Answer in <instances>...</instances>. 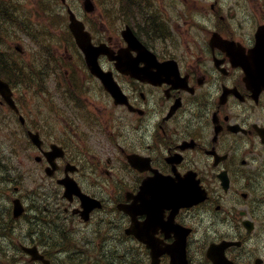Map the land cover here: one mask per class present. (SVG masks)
Masks as SVG:
<instances>
[{
  "label": "flooded vegetation",
  "instance_id": "obj_1",
  "mask_svg": "<svg viewBox=\"0 0 264 264\" xmlns=\"http://www.w3.org/2000/svg\"><path fill=\"white\" fill-rule=\"evenodd\" d=\"M164 1L162 15V5L137 0L135 15L156 14V21L150 16L146 26L137 21L123 24L154 55L149 58L134 47L127 49L121 36H105L107 27L101 22L95 28L90 25L93 45L105 43L115 55L123 50L127 67L140 70L127 74L99 57L100 66L118 85L115 102L88 75L79 55L76 64L84 69L77 70L85 74L80 83L85 92L82 110L66 117L59 108L65 128L43 141V150L55 143L65 156L47 178L43 173L50 170L43 151L37 150L32 169L40 175L41 187L27 196L21 185L10 183L0 199V226L17 224L20 232L30 226V240L15 245L35 246L50 264L62 261L55 255V241L70 240L73 234L102 243L105 264H178L174 260L179 255L183 264V253L186 264H264V89L249 87L237 65V54L253 47L254 32L235 37L224 29L222 17L215 25L207 18L212 27L203 29L187 12L183 16L179 0ZM225 41L235 45L231 49ZM65 76L70 77L68 70ZM67 83L72 94L80 92L79 84ZM58 98L59 107L74 111L71 97ZM95 146L94 152L83 149ZM67 165L81 191L103 204L86 222L76 211L80 200L63 197L60 182ZM113 180L116 187L111 188ZM186 180L192 192L188 206L180 190ZM145 181L147 188L141 189ZM14 198L25 208L18 219L12 213ZM26 261L42 264L29 257Z\"/></svg>",
  "mask_w": 264,
  "mask_h": 264
},
{
  "label": "rangeland",
  "instance_id": "obj_2",
  "mask_svg": "<svg viewBox=\"0 0 264 264\" xmlns=\"http://www.w3.org/2000/svg\"><path fill=\"white\" fill-rule=\"evenodd\" d=\"M16 1L19 5V11L17 12V14H24L26 18L38 19V22H35L33 27L30 29L28 36L18 33L19 42L21 43L25 51V56H23L20 60L26 63L28 61H32L33 59L36 60V57L39 56L40 59L43 60V62H46V59L44 58L49 56L47 52L54 51L55 47L60 46V54L63 56V62L69 63L71 57L75 56V54L74 51L69 48L66 40V21L63 12V17L58 14V8H60L57 3L58 0ZM136 1L137 0H94L99 11H107V13L103 15V18H100L102 20L103 26H106L109 29V31H107V28H105L103 33L105 36L115 35L119 37V31L122 28V20L126 21L128 24H135L136 21H139L144 26H146L147 23H150L152 21V18L154 21H156V16H158L156 14H150L146 17L135 15L134 10L136 9ZM179 1L183 6V10H181L183 16L185 17V13L187 12L199 27H202L203 29L211 28V21L208 22L206 19L211 18L212 22L215 25L216 23L220 22L219 19L220 17H222L224 22V29L229 30V32L234 34L235 37L239 36L242 33L248 34L252 32L256 28V26L263 23L264 21V9L262 8V5L258 0ZM150 2L152 5H155L157 7H160V5H162V15L166 13L164 11L163 4L166 1L150 0ZM67 3L78 16L82 17V14H84L81 5L82 0H67ZM211 6H213V10H211ZM98 9H96V12H98ZM151 10L152 12H154V7H152ZM54 11L57 12L53 13L52 17H49V13H52ZM212 13H215V16H212ZM228 15L230 17H228ZM150 16H152V18ZM131 17L132 19H130ZM60 33L63 35L61 37L63 40L61 43H59L56 36ZM182 33L183 30H180V34ZM144 36L145 34L140 35L143 40ZM52 38L54 39L52 40ZM37 45L39 47V52L45 53L44 57L41 54L39 55V52L37 53ZM64 47L67 48L66 52L64 51ZM24 78H26V76H24ZM22 84V90L20 91V93L16 92L15 99H17V104L24 109V113L28 114L30 122L32 124H36L35 114L45 113L46 110L47 113H52V109L51 107H46V109L44 108L41 111L35 112L34 110L38 109L39 107L33 100L34 97L31 92L32 88L25 87L23 81ZM52 86V83H47V87L49 88V90L52 89ZM4 120L6 121L5 118ZM57 124L58 128L56 130V133L58 134L63 131V124L62 127L59 122ZM44 132V135L48 137L49 131ZM21 140V132L19 131V128L15 126V124H8L7 127L4 128H1L0 126V157L2 159V161L0 162V169H3L5 172L10 169H14V171H16L15 173H17V168H19L20 171H27L29 168H31V162L25 155V152L19 146V141ZM80 151H82V149H80ZM28 177L29 176H26L25 182L27 181ZM11 181H13V178L7 173L5 175H1L0 173V199L5 195L7 183ZM8 188H10V186H8ZM2 215L3 213L0 212V217ZM25 231L31 234V227L25 226L20 232L18 225L11 223L4 226L3 229H0V264H23L17 256H15L13 259H8L7 257H9L10 253L12 252L10 249H8V243L11 242V246L14 247L17 240H27V233H25ZM66 254H72V251H69ZM66 264L70 263L66 261Z\"/></svg>",
  "mask_w": 264,
  "mask_h": 264
},
{
  "label": "water",
  "instance_id": "obj_3",
  "mask_svg": "<svg viewBox=\"0 0 264 264\" xmlns=\"http://www.w3.org/2000/svg\"><path fill=\"white\" fill-rule=\"evenodd\" d=\"M87 5H88V2L86 1L84 4L85 9L90 11L91 7L89 8V7H87ZM70 21H71L70 28L76 37V41H77L79 47H81L85 51V53L87 54V62L89 64L91 71L94 74L101 77L105 87L109 91H113L115 88V84L110 79L109 75L103 74L98 69L96 62H95V55H93L90 52V49H89L88 44H87L88 43L87 42L88 36L86 33L84 34L82 25L74 19V16L71 13H70ZM127 32L129 33V31H127ZM255 38H256V45L251 51V55H250L251 58L250 59L253 61H256V62H260L259 66H254V68H255L254 70L258 71L256 76L260 78L259 82L262 83V85L264 87V25L259 26L257 28V31L255 33ZM244 68H245V71H246L248 77L255 76V74H253L251 72L252 69L247 68V67H244ZM0 89H1V85H0ZM2 91H4V90H2ZM3 95L6 99L9 100V98L7 97V95L9 96L8 90ZM15 210H16V208H15ZM26 251L32 256V259L38 258V259L42 260V258L40 256L39 257L37 256V253L34 249H27Z\"/></svg>",
  "mask_w": 264,
  "mask_h": 264
},
{
  "label": "trees",
  "instance_id": "obj_4",
  "mask_svg": "<svg viewBox=\"0 0 264 264\" xmlns=\"http://www.w3.org/2000/svg\"><path fill=\"white\" fill-rule=\"evenodd\" d=\"M3 7V8H2ZM6 7V8H5ZM8 6V4L5 2V0H0V63L2 65H0V75L3 76L4 78H11V77H15L13 75L14 73V68L10 65V64H6V62H8V58L6 54L1 52V49H3V47H6V38L11 37V30L9 29L10 27L7 25V23H9V21L12 19L13 15L11 12V8ZM6 10V11H5ZM5 11V13H4ZM10 11V12H9ZM8 12V14H7ZM11 14V15H10ZM8 20V21H7ZM6 22V24H5ZM2 25L5 27L3 31L2 30ZM8 27V28H7ZM7 30V31H6ZM22 30H24L22 28ZM10 32V33H9ZM8 33V34H7ZM7 34V35H6ZM3 40V41H2ZM4 42V44H3ZM4 46H3V45ZM11 70V71H10Z\"/></svg>",
  "mask_w": 264,
  "mask_h": 264
},
{
  "label": "bare ground",
  "instance_id": "obj_5",
  "mask_svg": "<svg viewBox=\"0 0 264 264\" xmlns=\"http://www.w3.org/2000/svg\"><path fill=\"white\" fill-rule=\"evenodd\" d=\"M219 1V0H218ZM175 7V6H174ZM3 8V7H2ZM6 8V7H5ZM9 8V7H8ZM37 8V7H36ZM12 9V8H11ZM209 9V8H208ZM80 10V9H79ZM210 10V9H209ZM6 11V10H5ZM5 11H4V13H5ZM218 11V10H217ZM221 11H223V10H221ZM10 12V11H9ZM220 12V11H219ZM211 13V12H210ZM7 14H8V12H7ZM1 15V14H0ZM11 15V14H10ZM200 15V14H199ZM214 15V14H213ZM194 17V16H193ZM228 17H230L229 15H228ZM1 18V17H0ZM179 20V19H178ZM234 20H236V19H234ZM8 21V20H7ZM61 22V21H60ZM243 22V21H242ZM175 23V22H174ZM236 23V22H235ZM5 24H6V22H5ZM214 24V23H213ZM7 25L10 27L9 29L11 30V37L12 36H14L15 34H18V33H21V34H26L27 33V30L26 29H24V30H22V28H19V29H17V30H15V29H13L12 28V19L9 21V23H7ZM156 25V24H155ZM159 25V24H158ZM166 25V24H165ZM210 26V25H209ZM6 27V26H5ZM180 27V26H179ZM184 27H185V25H184ZM214 27V26H213ZM243 27V26H242ZM8 28V27H7ZM199 28V27H198ZM153 29V28H152ZM168 29V28H167ZM149 30V29H148ZM2 31V30H1ZM7 31V30H6ZM95 31V30H94ZM98 32V31H97ZM10 33V32H9ZM155 33V32H154ZM165 33V32H164ZM188 33V32H187ZM8 34V33H7ZM6 34V35H7ZM167 35V34H166ZM190 35V34H189ZM243 35V34H242ZM163 36V35H162ZM178 36V35H177ZM149 37V36H148ZM154 37V36H153ZM197 37V36H196ZM3 41V40H2ZM63 41V40H62ZM160 41V40H159ZM107 42V41H106ZM1 43V42H0ZM163 43H165V42H163ZM3 44H4V42H3ZM2 44V45H3ZM31 44V43H30ZM171 44V43H170ZM6 45V44H5ZM206 45V44H205ZM4 46V45H3ZM3 49L4 50H6L7 51V47H3ZM2 50V49H1ZM177 50V49H176ZM174 53V52H173ZM165 55V54H164ZM1 56V55H0ZM103 62V61H102ZM108 63V62H107ZM102 64V63H101ZM108 67V66H107ZM84 69V68H83ZM11 71V70H10ZM119 72V71H118ZM130 80V79H129ZM219 82V81H218ZM217 83V82H216ZM94 84V83H93ZM125 84V83H124ZM72 85V84H71ZM211 85V84H210ZM210 87V86H209ZM203 88V87H202ZM201 88V89H202ZM71 89V88H70ZM136 90V89H135ZM162 90V89H161ZM99 91V90H98ZM159 91V90H158ZM103 92V91H102ZM141 92V91H140ZM159 93V92H158ZM23 94V93H22ZM137 95V94H136ZM134 96V95H133ZM138 96V95H137ZM206 96V95H205ZM100 97V96H99ZM106 97V96H105ZM128 99V98H127ZM152 99V98H151ZM158 99V98H157ZM204 99V98H203ZM111 102V101H110ZM208 103V102H207ZM132 104V103H131ZM210 104V103H209ZM140 105V104H139ZM101 106V105H100ZM112 109V108H111ZM184 110V109H183ZM127 111V110H126ZM144 111V110H143ZM147 111V110H146ZM117 112V111H116ZM125 113V112H124ZM184 113V112H183ZM132 114V113H131ZM136 114V113H135ZM93 115V114H92ZM145 115V114H144ZM151 116V115H150ZM163 116V115H162ZM94 117V116H93ZM154 117V116H153ZM175 117V116H174ZM194 117V116H193ZM172 119V118H171ZM98 120V119H97ZM179 120V119H178ZM94 121H96V120H94ZM130 121V120H129ZM135 121V120H134ZM125 123V122H124ZM171 123V122H170ZM91 124H93V123H91ZM180 124V123H179ZM58 125V124H57ZM144 125V124H143ZM176 125V124H175ZM129 126V125H128ZM147 126V125H146ZM130 127V126H129ZM185 127V126H184ZM175 128V127H174ZM211 128V127H210ZM109 129V128H108ZM201 129H202V127H201ZM90 131H92V130H90ZM186 132V131H185ZM92 133V132H91ZM148 133V132H147ZM167 133V132H166ZM144 134V133H143ZM176 134V133H175ZM193 134V133H192ZM86 136V135H85ZM123 136V135H122ZM204 136V135H203ZM110 137V136H109ZM143 137V136H142ZM221 137V136H220ZM108 138V137H107ZM184 138V137H183ZM223 138V137H222ZM102 139V138H101ZM169 139V138H168ZM87 140V139H86ZM120 140V139H119ZM128 140V139H127ZM140 141V140H139ZM112 143V142H111ZM163 143V142H162ZM173 144V143H172ZM105 145V144H104ZM229 146V145H228ZM162 147V146H161ZM202 147V146H201ZM239 147V146H238ZM154 148V147H153ZM192 149V148H191ZM100 150V149H99ZM140 150V149H139ZM217 150V149H216ZM157 151V150H156ZM189 151V150H188ZM124 153V152H123ZM159 157V156H158ZM162 157V156H161ZM164 160V159H163ZM2 161V159H1V157H0V162ZM114 161V160H113ZM211 165V164H210ZM81 166V165H80ZM86 166V165H85ZM93 166V165H92ZM207 166V165H206ZM113 167V166H112ZM125 167H127V166H125ZM89 168V167H88ZM124 168V167H123ZM95 169V168H94ZM125 170V169H124ZM219 170V169H218ZM88 171V170H87ZM0 173H1V175L2 174H6L7 172H5L3 169H0ZM63 173V172H62ZM99 174V173H98ZM114 174V173H113ZM116 174V173H115ZM127 176V175H126ZM129 178V177H128ZM211 178V177H210ZM56 180V179H55ZM90 184V183H89ZM217 184V183H216ZM123 185V184H122ZM98 187V186H97ZM111 190V189H110ZM54 193V192H53ZM120 195V194H119ZM107 198V197H106ZM76 200V199H75ZM48 201V200H47ZM113 201V200H112ZM53 202V201H52ZM107 202V201H106ZM51 203V202H50ZM55 203V202H54ZM105 204V203H104ZM54 206V205H53ZM71 207V206H70ZM35 208V207H34ZM63 208H64V206H63ZM106 208V207H105ZM3 210V209H2ZM55 210H57V209H55ZM111 211V210H110ZM53 212V211H52ZM61 213V212H60ZM118 213V212H117ZM108 214V213H107ZM112 214V213H111ZM115 214V213H114ZM104 215V214H103ZM21 218V217H20ZM59 218V217H58ZM67 218V217H66ZM114 218V217H113ZM37 219V218H36ZM115 219V218H114ZM78 220V219H77ZM110 221V220H109ZM119 221V220H118ZM55 222V221H54ZM106 222V221H105ZM5 223V222H4ZM70 223H72V222H70ZM80 223V222H79ZM101 223H102V221H101ZM47 224V223H46ZM77 224V223H76ZM88 224V223H87ZM43 225V224H42ZM63 225V224H62ZM86 226V225H85ZM15 228V227H14ZM48 228V227H47ZM86 228V227H85ZM13 229V228H12ZM72 229V228H71ZM63 230V229H62ZM95 231V230H94ZM211 231V230H210ZM75 232V231H74ZM61 235V234H60ZM65 235V234H64ZM69 235V234H68ZM56 236V235H55ZM204 236V235H203ZM93 238V237H92ZM104 238V237H103ZM79 239V238H78ZM98 239V238H97ZM120 240V239H119ZM116 243V242H115ZM117 257V256H116ZM115 262V261H114ZM70 263V262H69ZM71 264V263H70Z\"/></svg>",
  "mask_w": 264,
  "mask_h": 264
}]
</instances>
